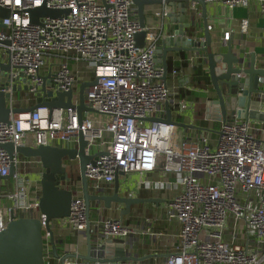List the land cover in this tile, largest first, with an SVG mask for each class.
Wrapping results in <instances>:
<instances>
[{
    "label": "built area",
    "instance_id": "built-area-1",
    "mask_svg": "<svg viewBox=\"0 0 264 264\" xmlns=\"http://www.w3.org/2000/svg\"><path fill=\"white\" fill-rule=\"evenodd\" d=\"M190 1L191 10L199 15L200 4ZM204 1L229 8L250 3ZM259 2L264 12V0ZM159 5L153 13L161 28L171 9ZM0 6L10 11L6 17L0 15V92L9 95L6 106L11 110L9 121H0V232L12 215L39 219L46 264H61L52 254L51 232L39 207L41 161L40 172L29 174L21 165L26 168L33 160H22V154H10L2 145L77 147L82 132L86 153L95 156L85 172L93 194H111L106 190L113 189L118 173L161 171L178 176L181 188L164 209L178 231L165 253L155 249L154 259H144L135 249L148 244V236H156L153 227L104 216L106 209L98 201L91 202L88 215L73 165L66 166L70 180L60 184L73 192L71 214L53 223V231L60 225L83 235L90 225L97 253L108 240H120L127 255L139 258L105 264H264V120L246 121L236 113L214 133L197 128L192 134L167 122L166 103L176 92L156 61L161 37L141 27L133 0H0ZM42 6L67 12L32 22L31 11ZM248 25L243 19L241 31L246 32ZM143 29L148 33L141 47L135 37ZM231 35V30L225 31L223 41ZM83 82L90 84L84 89L87 110L80 118ZM262 84L264 88V78ZM48 91L54 96L72 91V106L32 108L39 93L47 101ZM256 99L264 113V93ZM149 117L159 120L147 121ZM137 234L139 244L132 241ZM63 249L80 254L66 239ZM64 264L100 263L69 257Z\"/></svg>",
    "mask_w": 264,
    "mask_h": 264
},
{
    "label": "water",
    "instance_id": "water-1",
    "mask_svg": "<svg viewBox=\"0 0 264 264\" xmlns=\"http://www.w3.org/2000/svg\"><path fill=\"white\" fill-rule=\"evenodd\" d=\"M137 7L141 27L146 26L145 6L148 4L165 3L171 8V12L164 19L163 26L157 32L161 40L157 46L156 61L164 69L163 79L168 78L167 57L171 52H196L202 57L199 63L205 73L209 76L216 97L210 100L211 110L208 116L219 121L233 119L234 114L244 118L264 120V113L259 111L261 101L256 99L264 93L262 79L264 78V62L257 66V55L255 52L246 55L244 51H234L231 44L211 47V37L207 20V7L204 0H197L202 8L203 28L205 37L203 40L193 38L188 35L187 30L198 28V20L194 11L191 10L190 0H133ZM66 10L50 9L46 6L35 8L31 11L32 22H39L40 16L58 17ZM10 14L7 8L0 6V15L6 17ZM201 27V26H199ZM148 31L143 29L136 34L138 46L146 44ZM260 64V62H259ZM8 68V66H6ZM90 82H83L80 85V105L78 111L82 118L83 110H87L84 103V89ZM45 90V88H43ZM243 95H238L239 92ZM49 98L43 101L41 93L38 94L37 104L32 108L47 104L52 108L71 107L72 91L57 92L54 96L52 91H48ZM8 94L0 92V121L8 122L11 110L6 106ZM67 97V100L65 99ZM167 122L183 125L173 119V114L167 105ZM31 108V109H32ZM28 109H14V112L26 111ZM159 120L156 117H149L147 121ZM184 126V125H183ZM206 129V128H205ZM10 154L18 152L25 157H38L43 167V174L40 180L41 196L39 207L46 217V226L51 232L52 254L59 258L61 264L69 257H78L83 260H90L93 263H114L123 260H137L139 258L126 254L125 246L120 240H108L97 253L91 242V229L88 225L86 229L87 252L86 254L64 253L65 239L56 240L54 231L51 229L53 223L69 217L71 214V203L73 192L60 187L62 181H69V172L64 165V160L77 161L79 165V175L83 187V197L87 206L88 215L92 201L103 204L106 210L113 209L114 204L123 205L120 217L128 215L132 211V206L142 203H156L162 201L160 198H145L123 196L120 193V174L114 180V191L111 194H93L90 192L89 180L86 176V166L95 156L86 153L87 142L83 133L79 135L77 147L68 146H18L12 143L2 145ZM15 172V167L11 168V176ZM1 179V176H0ZM7 228L0 232V264H46L44 253V238L42 234V223L37 218L21 217L14 219ZM64 253V254H63ZM144 259L147 257H143Z\"/></svg>",
    "mask_w": 264,
    "mask_h": 264
},
{
    "label": "crops",
    "instance_id": "crops-1",
    "mask_svg": "<svg viewBox=\"0 0 264 264\" xmlns=\"http://www.w3.org/2000/svg\"><path fill=\"white\" fill-rule=\"evenodd\" d=\"M159 4H148L145 7L146 26L153 29L155 33L160 30L159 20L154 16L153 10L160 8ZM207 20L209 33L211 37V47L219 45L231 44L234 51H244L246 55L255 52L257 55V66H261L264 62V12L261 10L259 0H250L248 6H236L229 8L223 3L213 2L206 3ZM170 8V7H169ZM171 9V8H170ZM200 14L197 17V29L191 28L187 33L191 37L203 40L205 30L203 28L202 8L199 7ZM243 19H248V29L246 32L241 31V23ZM231 30L232 35L225 43L223 34L225 31ZM196 52H171L168 54V84L175 90L176 94L172 95L169 103H166L172 111L173 119L176 122L182 123L179 125L183 129V133H194L197 128L211 129L214 133L221 127L222 121L213 119L208 116L212 110L209 106L210 100L216 97V93L209 80H198L199 69L203 67L199 63L202 57L197 56ZM260 62V64H259ZM177 70L178 74L173 76L172 71ZM205 72V71H204ZM179 101L186 103L185 108L179 107ZM165 107V104H164ZM166 111H167V107ZM211 109V110H209ZM214 131V132H213ZM78 165V163L76 164ZM78 169V168H77ZM37 174H33L35 178ZM77 176V174L75 175ZM150 185H147V184ZM159 184V187L156 186ZM181 185L179 178L175 174H165L161 171L147 173H123L120 175V193L123 196L145 197V198H160L159 204L142 203L132 206L130 214L125 215L124 219L131 225H150L156 236H148L149 243L142 246L137 245L138 253L141 256L154 259L153 252L155 249L164 250L173 242L174 235L178 231V225L173 220H169L164 215V209L167 201L180 190ZM107 193H112L113 189H107ZM146 191V192H142ZM142 192L141 195L139 193ZM123 205L114 204L113 209L106 210L103 214L107 217H120V211ZM148 215H145L147 213ZM56 239H66L67 242L74 244L78 253L86 254L87 238L86 233L83 235L71 232L67 227L60 225L54 226ZM141 234L134 235L132 241L139 244ZM164 253H160L161 255Z\"/></svg>",
    "mask_w": 264,
    "mask_h": 264
},
{
    "label": "rangeland",
    "instance_id": "rangeland-1",
    "mask_svg": "<svg viewBox=\"0 0 264 264\" xmlns=\"http://www.w3.org/2000/svg\"><path fill=\"white\" fill-rule=\"evenodd\" d=\"M146 7V6H145ZM25 156L24 155H21V159L22 160H25ZM32 160H33V162H32V164H30L28 167H26V168H24V166L23 165H21V170H26L27 172H29V174H32V173H38V172H40V170H41V165H39L38 163H37V161L38 160H40L38 157H30ZM78 162L77 161H71V160H69L68 158H66L65 160H64V165L65 166H69V165H73L75 168H78L77 170H76V174H77V176L79 175V165H76ZM147 185H150L149 183L147 184ZM156 186L157 187H159V184H156ZM142 192H146V191H142ZM142 192H140L139 193V195H141L142 194ZM40 193H41V189H40ZM148 214H150L149 212L147 213V214H145V215H148ZM86 261H90V260H86Z\"/></svg>",
    "mask_w": 264,
    "mask_h": 264
},
{
    "label": "trees",
    "instance_id": "trees-1",
    "mask_svg": "<svg viewBox=\"0 0 264 264\" xmlns=\"http://www.w3.org/2000/svg\"><path fill=\"white\" fill-rule=\"evenodd\" d=\"M168 66H169V68H170V64H169V62H168ZM204 78H206L205 80H207L208 82H209V76L203 71V70H201V69H199V71H198V76H197V79L198 80H204ZM79 176V175H78ZM80 177V176H79Z\"/></svg>",
    "mask_w": 264,
    "mask_h": 264
}]
</instances>
